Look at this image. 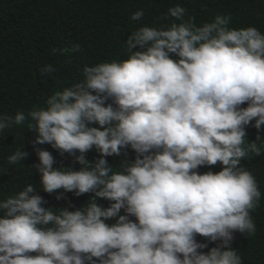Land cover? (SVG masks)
Listing matches in <instances>:
<instances>
[{"label":"clouds","instance_id":"obj_1","mask_svg":"<svg viewBox=\"0 0 264 264\" xmlns=\"http://www.w3.org/2000/svg\"><path fill=\"white\" fill-rule=\"evenodd\" d=\"M185 15L170 6L162 19L172 23L130 33L126 59L85 65L83 79L43 107L0 115V133L26 124L35 136L38 163L26 168L40 176L39 188L27 183L0 200V264H243L231 245L236 232L255 234L250 213L262 196L241 162L264 152V137L250 142L246 131H264V33L230 28V15L199 26ZM44 144L79 170L54 168ZM24 147L7 157L10 166L25 167ZM127 149L134 160L109 166ZM61 190L92 196L84 207H45L39 192ZM197 237L216 246L205 252Z\"/></svg>","mask_w":264,"mask_h":264},{"label":"trees","instance_id":"obj_2","mask_svg":"<svg viewBox=\"0 0 264 264\" xmlns=\"http://www.w3.org/2000/svg\"><path fill=\"white\" fill-rule=\"evenodd\" d=\"M176 4L185 8V19L195 17L198 26L211 22L216 15H230V28L253 26L264 33V0H0V115H15L17 110L27 114L34 107H43L53 92L80 82L85 65L126 59L124 42L130 33L142 26L172 23L173 18L162 17ZM138 10H143V18L131 21V15ZM74 45H79L80 50L65 55L53 52L62 47L71 49ZM48 64L55 72L41 74L39 69ZM27 131L25 124L0 133V200L15 195L27 183L40 186L36 170L32 169L30 175L26 168L38 163L32 146L35 136ZM246 131L250 142L257 135L264 137V131L258 133L251 126ZM24 142L28 153L25 167L10 166L7 157ZM37 147L52 153L54 168L79 170L74 157L61 155L47 144ZM97 155L93 150L86 153V158L94 161ZM134 159L135 153L127 149L122 150L120 157H108L107 162L109 166H116L121 160ZM241 163L255 176L262 196L250 213L256 225L255 234L234 233L231 247L238 251L243 264H264V152L260 156L250 154ZM209 170L221 169L218 164L212 168L202 167L199 172ZM61 194L63 198L57 200L56 196ZM39 195L47 201L44 206L54 210L69 203L74 208L84 207L92 196L89 193L77 197L62 190L53 194L40 191ZM98 204L109 206L106 200H98ZM197 240L208 244L205 252L216 246L203 237Z\"/></svg>","mask_w":264,"mask_h":264}]
</instances>
